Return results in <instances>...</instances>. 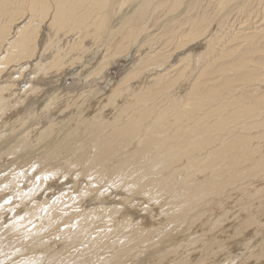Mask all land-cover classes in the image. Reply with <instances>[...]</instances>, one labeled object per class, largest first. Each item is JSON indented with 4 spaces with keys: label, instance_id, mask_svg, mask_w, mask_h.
<instances>
[{
    "label": "bare ground",
    "instance_id": "obj_1",
    "mask_svg": "<svg viewBox=\"0 0 264 264\" xmlns=\"http://www.w3.org/2000/svg\"><path fill=\"white\" fill-rule=\"evenodd\" d=\"M233 14L249 25L230 31ZM121 56L129 69L110 80ZM74 63L78 81L66 86ZM250 175L264 180V0H0V252L8 259L225 264L221 253L235 240L214 234L227 227L232 196L260 197L243 188ZM56 178L70 185L34 199ZM108 192L114 202L104 204ZM214 204L225 219L200 226ZM250 204L239 233L264 227L246 216ZM261 244L235 258L253 264Z\"/></svg>",
    "mask_w": 264,
    "mask_h": 264
},
{
    "label": "rangeland",
    "instance_id": "obj_2",
    "mask_svg": "<svg viewBox=\"0 0 264 264\" xmlns=\"http://www.w3.org/2000/svg\"><path fill=\"white\" fill-rule=\"evenodd\" d=\"M117 4H118V1H116V3H115V5L117 6ZM129 7H130V9H131V5L129 4ZM255 8H251L252 10V12L254 11V12H256V11H259V9H258V7H256V6H254ZM210 11H212L213 10V6H210L209 8H208ZM126 9L125 8H123V10L122 11H125ZM217 15H220L219 13L217 14ZM230 17H233V18H231L230 20H225L226 21V27H229V30L230 31H232L233 29L232 28H235V27H240V26H242L241 25V23L243 24L245 21H246V18H245V16H242V15H240V14H237V15H231ZM262 17V15L261 14H258L257 15V20L259 19V18H261ZM230 25H229V24ZM228 24V25H227ZM246 24L247 25H249V23L246 21ZM213 27H216V24L214 23L213 24ZM152 33H153V31H152ZM152 33H148V36L150 35V34H152ZM194 46H197L196 44L194 45ZM155 48H156V50L158 51V52H164L167 48L165 47V46H162V45H160V44H155ZM194 48V47H193ZM136 53V52H135ZM135 55L134 54V51H131L130 52V54H129V58H130V56H131V58L133 57V55ZM180 54L181 55H183V52H180V53H177L176 54V56H180ZM118 60V64H115V65H112L110 68H109V77L111 78L110 80H120V76L122 75H124V73L126 72V70L127 69H129V66H130V64H129V60H128V58H126L125 60H124V57L123 56H121L120 58H118L117 59ZM128 60V61H127ZM71 68H68L67 69V71H66V73L68 72V70L70 69V70H72V74H73V76L72 77H69L68 76V78H66V80H65V84H66V86H74V85H72V84H74V81H78V78H77V76L75 77V75L77 74V73H79L80 72V65L78 64L77 65V63H74V64H72L71 66H70ZM77 67H78V69H77ZM111 73V74H110ZM29 75V74H28ZM28 75H27V77H28ZM71 78H72V80H71ZM74 78V79H73ZM151 78V77H150ZM149 78V79H150ZM69 79V80H68ZM22 80H23V82L20 84L21 86H19V89H20V87L23 89L25 86H24V79L22 78ZM23 84V85H22ZM79 83H77L76 85H78ZM58 85H61V81H60V83L58 84ZM111 87V86H110ZM76 88V87H75ZM51 91H53V90H51ZM38 107L39 108H41L42 107V104H40V106L38 105ZM41 111H43V110H39V112L38 113H40ZM65 121V120H64ZM229 173H227L226 174V176L225 177H227V175H228ZM26 175V174H25ZM59 177H62V176H59ZM69 177V176H68ZM255 178H257V177H254L253 178V176H248V178H246V180H243V178H242V182H243V184L245 183V186L243 185V188L245 189L246 187H247V190H249V191H252V192H254V193H258V194H260V197L259 196H254L253 198H242V195H241V193H236V195H234V196H232L231 197V202L229 203V204H227V207L228 208H226L225 210H226V212L228 213L229 211H230V214L228 215L229 216V218H230V216H231V218H230V220L229 219H226V220H224V224L227 226V227H220V228H218L217 230H216V233L214 234V236H219L217 233L219 232V231H223L222 232V236H225V237H227L228 236V234H230V237H232L234 240H235V242H233V243H231L230 244V246L228 245V249H226V252H224V254H223V252L221 253V259H225V257H226V259H227V262L225 263V264H240L241 263V261L240 260H237L236 258H238V257H240V255H243V254H241V253H244V255H246V254H248L249 252H251L252 254L254 253V255H255V253H257V252H259L260 250H261V247H260V245L262 246V244H261V241L263 240V238H264V227H261L262 229H260L259 230V232H254V228H256L255 226H252V227H249V230H248V228L247 229H245V230H243V233H239V227H238V222L239 221H241V219L242 218H244V216H245V214H244V205L245 204H249V203H251L250 204V206H249V208L248 209H251V212H250V210H249V212H248V214H246V216L248 217L249 216V214L250 213H252V214H250L251 216H253L252 218H249V217H251V216H249L248 217V219L249 220H251V219H253V218H258V219H260V218H262L263 220H264V212L263 213H261L262 211H264V197H262V195L264 196V185L262 186V184H264V180H261L260 178L258 179H255ZM58 179V180H57ZM60 180V181H59ZM260 180H261V182H260ZM263 181V182H262ZM55 182V185L53 184V185H51V186H47L46 187V189L44 190V192H42V193H40V194H36L35 196H34V199H37V200H42L43 199V197H46V199H48V200H50L51 198H53V195L56 197L59 193H61V190H59V188L61 187H63L62 185H65V184H69L70 185V183L67 181V180H61V178H56V179H54L53 180V182H51V183H54ZM63 182V183H62ZM255 182V183H254ZM257 182V183H256ZM62 183V185H60ZM261 183V184H260ZM57 184V185H56ZM254 184V185H253ZM255 184H256V188H255ZM257 184L258 185H260V186H257ZM68 185V186H69ZM250 185V186H249ZM252 187V188H251ZM258 187H260V188H258ZM60 188V189H61ZM55 189V190H54ZM59 190L58 192H56L57 190ZM254 189H256V190H254ZM260 189V190H259ZM26 190H29V187L27 186V188H26ZM45 191H47V192H45ZM53 191V192H52ZM50 192H52L53 193V195H52V193H50ZM55 192V193H54ZM241 192V191H240ZM46 193V194H45ZM110 192H108V193H106V195H104L103 196V200H105L104 201V204L106 203L107 204V202L109 203V202H114V201H109L108 199H110V198H114L113 196L114 195H112V193L111 194H109ZM242 193H244V190L242 191ZM239 194V195H238ZM50 196V199H49V196ZM36 197V198H35ZM260 198V200H259V198ZM107 198V199H106ZM241 198V199H240ZM236 199V200H235ZM246 199V200H245ZM252 199V200H251ZM44 200V199H43ZM106 200H107V202H106ZM239 200V201H238ZM242 200H243V202H242ZM244 200L246 201V202H244ZM248 200V201H247ZM256 200V201H255ZM259 202H258V201ZM263 201V202H262ZM235 202V203H234ZM245 203V204H244ZM253 203H255V204H253ZM258 203V204H257ZM89 204H91V203H89ZM89 204H88V206H89ZM233 204V205H232ZM236 204V205H235ZM244 204V205H243ZM260 204V205H259ZM263 204V205H262ZM133 205H136V203H133ZM238 205H239V207H238ZM242 205V206H241ZM252 205V206H251ZM254 205V206H253ZM118 206V205H117ZM216 206V204H214V205H212V206H210L209 208L207 207V205L205 206V208L204 209H209V210H212L213 211V213L214 212H216V213H210L209 215L207 214V215H205L202 219V221L199 223V225L200 226H202V225H205V223H207V222H210V221H215L216 219H218V218H222V212L223 211H219V210H215V208L217 207H215ZM230 206V207H229ZM241 206V207H240ZM262 207L263 206V210L260 208L258 211L256 210V208L257 207ZM30 207H31V204L30 203H28V205H27V203H26V205L24 204V208H29L30 209ZM234 209V211L235 212H233V209ZM253 207H255V208H253ZM129 208V207H128ZM214 209V210H213ZM229 209V210H228ZM243 209V210H242ZM238 210V211H237ZM253 210H255V212L253 211ZM136 211V210H135ZM237 211V212H236ZM232 212V213H231ZM244 214V216L242 215V214ZM140 214H142V213H139V218L142 216V215H140ZM219 214V215H218ZM221 214V215H220ZM236 214V215H235ZM211 215V216H210ZM233 215V216H232ZM256 217H255V216ZM257 215H258V217H257ZM259 215H261V216H259ZM206 217V218H205ZM233 217H235V218H233ZM239 217H241V218H239ZM260 217V218H259ZM137 218V217H136ZM214 218V219H213ZM233 218V219H232ZM207 221H206V220ZM222 219H225V218H222ZM238 219H240V220H238ZM262 219H260L261 221H262ZM156 218H154V223H156ZM234 220V221H233ZM264 221H262V225L261 226H263L264 224ZM199 225H196V227H199ZM235 227V228H234ZM227 228V229H226ZM226 229V230H225ZM218 231V232H217ZM225 231V232H224ZM234 233V234H232V233ZM263 232V233H262ZM223 233H225V234H223ZM228 233V234H227ZM236 233V234H235ZM239 234V235H238ZM245 234V235H244ZM247 234V235H246ZM257 234L259 235V236H257ZM262 235V236H261ZM173 236H175V234H173L172 236H170V237H173ZM179 236V235H178ZM181 236H185V235H183V234H181L179 237H177V239H180L181 238ZM243 236H246V238H244L243 239ZM255 236V237H254ZM169 237V238H170ZM259 239H261V240H257L258 238ZM168 238V237H167ZM168 238V239H169ZM239 238V239H238ZM257 238V239H256ZM175 239H176V237H175ZM237 239V240H236ZM241 240H243V242H242V244H244L243 245V247L242 248H237V246H235L234 244H236V242H240ZM248 240V241H247ZM252 240H254V241H252ZM168 241V240H167ZM260 243V244H259ZM50 244H52V243H50ZM247 244H248V246H247ZM258 244V245H257ZM232 245V246H231ZM257 245V246H256ZM250 246V247H249ZM60 247V246H59ZM244 248V250H242ZM250 248V249H249ZM254 248V249H253ZM51 249L52 250H58V247H56V245H50V248H49V250L51 251ZM249 249V250H248ZM260 249V250H259ZM257 250V251H256ZM227 251H229V252H232V253H228ZM245 251H246V253H245ZM248 251V252H247ZM7 253L8 252H0V259L2 260V262H0V264H16L17 262H18V259L16 258V257H14L13 255H9V259L7 258ZM239 253V254H238ZM230 254V255H229ZM233 256H232V255ZM227 255V256H226ZM229 256V257H228ZM236 256H238V257H236ZM236 257V258H235ZM235 258V259H234ZM264 256L263 257H261V259H260V257L259 258H257L256 260L255 259H253V264H258L259 262V264H264ZM260 259V260H259ZM0 260V261H1ZM229 260V261H228ZM255 261V262H254ZM233 262V263H232ZM238 262V263H237Z\"/></svg>",
    "mask_w": 264,
    "mask_h": 264
}]
</instances>
